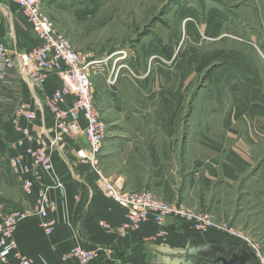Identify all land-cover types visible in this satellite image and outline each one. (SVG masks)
Returning a JSON list of instances; mask_svg holds the SVG:
<instances>
[{
	"label": "crops",
	"instance_id": "crops-1",
	"mask_svg": "<svg viewBox=\"0 0 264 264\" xmlns=\"http://www.w3.org/2000/svg\"><path fill=\"white\" fill-rule=\"evenodd\" d=\"M258 42L264 60L263 38ZM0 43L19 53L38 44L26 16L4 0ZM234 58L236 67L216 70L221 76L220 83L212 84L216 98L191 102L180 135V93L175 100L158 93L155 100L153 92L145 98V91L141 98L134 93L121 98L120 85L112 83L120 70H105L103 60L101 73L91 78L95 105L106 125L99 167L125 192L179 202L227 222L257 238L264 254V63L256 57L258 66H252L245 52ZM56 78L49 74L43 90L35 94L15 68L5 69L0 60V213H17L16 247L0 264H18L21 255L30 257L31 264H79L67 257L76 245L109 252H99V258L87 264H185L188 258L194 264H223L221 257L233 256L258 262L246 255L252 251L240 237L215 228L200 233L178 218H166L163 236L152 221L122 229L126 210L99 191L95 173L76 158L75 151L88 146L82 136L53 151L51 171L40 174L33 190L23 193L8 159L35 150L41 132L50 131L53 121L42 111L38 120H21L16 126L15 110L25 105L36 109L38 101L57 88ZM27 160L32 163L33 157ZM40 191L48 201L44 217L35 209ZM44 221L53 226L50 236L40 226ZM195 247L207 249L189 255Z\"/></svg>",
	"mask_w": 264,
	"mask_h": 264
},
{
	"label": "rangeland",
	"instance_id": "rangeland-1",
	"mask_svg": "<svg viewBox=\"0 0 264 264\" xmlns=\"http://www.w3.org/2000/svg\"><path fill=\"white\" fill-rule=\"evenodd\" d=\"M42 9L75 50L105 60V70H120L112 83L120 85L121 98L132 93L137 98L145 93L147 98L148 92H153L155 100L158 94L175 100L180 93L179 135L186 130L184 120L191 102L216 98L211 89L213 80L214 86L220 83L217 69L236 67L239 62L234 57L242 52L251 59L252 66H258L256 57L264 63L258 51V40L264 41V0H44ZM217 94L220 97V91ZM9 196L13 199L15 194L11 192ZM11 214H15L17 227V213ZM166 218L160 225L152 221L162 236ZM212 219L215 225H228ZM42 223L51 225L49 221ZM127 224L126 218L122 229ZM40 226L50 236L53 226L50 231L41 223ZM210 229L214 228L195 231L204 233ZM241 233L255 242L262 253L257 238ZM15 245L14 242V248ZM75 248L86 253L94 250L74 246L67 257L79 264L97 260L101 252L84 262L72 253ZM101 253L109 254L105 250Z\"/></svg>",
	"mask_w": 264,
	"mask_h": 264
},
{
	"label": "built area",
	"instance_id": "built-area-1",
	"mask_svg": "<svg viewBox=\"0 0 264 264\" xmlns=\"http://www.w3.org/2000/svg\"><path fill=\"white\" fill-rule=\"evenodd\" d=\"M4 1L15 6L26 16L38 44L26 52L19 53L9 50L0 43V60L3 67L15 68L20 78L35 94L43 90L49 74H56L58 84L56 89L44 95L42 102L38 101L36 109L25 105L15 110L13 123L16 126L21 120L25 122L38 120V113L42 111H48L53 121L50 131H40L42 138L35 150L27 149L8 159L9 169L19 180L21 191L25 194L30 193L36 178L42 173L51 171L50 156L53 151L60 152L66 143L82 136L88 146L77 149L76 158L87 163L95 173V186L99 191L126 210L128 224L124 226L125 228H136L147 221L160 225L166 217L182 219L197 231L215 228L240 237L250 251L255 253L257 263L264 264V255L255 242L244 237L241 231H233L229 225H215L209 213L186 208L179 202H167L148 193L125 192L119 184L103 175L99 167V154L106 134V125L96 108L97 92L91 80L93 75L102 71L103 61L72 47L67 37L55 28L52 20L44 13L42 9L44 0ZM29 155L33 157L32 163L27 160ZM38 196L35 209L44 217L47 197L41 191ZM14 216L15 214L11 213H0L2 262L6 261L14 249L16 227ZM41 224L51 230L50 224ZM72 253L84 262L97 254V252L86 253L78 248L73 249ZM18 264H31V261L21 255Z\"/></svg>",
	"mask_w": 264,
	"mask_h": 264
},
{
	"label": "water",
	"instance_id": "water-1",
	"mask_svg": "<svg viewBox=\"0 0 264 264\" xmlns=\"http://www.w3.org/2000/svg\"><path fill=\"white\" fill-rule=\"evenodd\" d=\"M205 249H207V248L206 247L190 248L189 255H197L199 252H201V251H203ZM246 255L248 257H250L252 260L256 259L255 253H253V252H248L247 251ZM220 260H222L223 264H258L256 262L248 263L247 262V258H245V257L237 258V257L233 256L229 260H225L223 257H221ZM185 264H194V262L190 258H188V260L185 262Z\"/></svg>",
	"mask_w": 264,
	"mask_h": 264
}]
</instances>
